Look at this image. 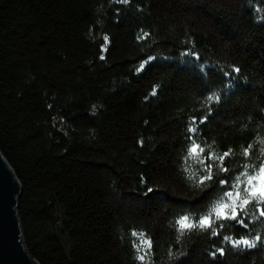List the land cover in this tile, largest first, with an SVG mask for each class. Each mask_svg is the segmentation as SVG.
<instances>
[{"label":"trees","instance_id":"16d2710c","mask_svg":"<svg viewBox=\"0 0 264 264\" xmlns=\"http://www.w3.org/2000/svg\"><path fill=\"white\" fill-rule=\"evenodd\" d=\"M190 127L231 152L206 187ZM261 140L264 0H0V152L39 264H264V205L220 235L178 223L264 165Z\"/></svg>","mask_w":264,"mask_h":264},{"label":"snow or ice","instance_id":"6c2138e0","mask_svg":"<svg viewBox=\"0 0 264 264\" xmlns=\"http://www.w3.org/2000/svg\"><path fill=\"white\" fill-rule=\"evenodd\" d=\"M119 2L128 3L129 0H119ZM105 39H107V37H105ZM234 70L235 72L240 71L239 68H235ZM153 95H155V93H153ZM209 99H213V97H209ZM214 99L219 102L220 97L214 94ZM203 120L206 121L207 116H204ZM188 131L193 134L189 138L188 156L204 165L205 174L203 175V178L198 181V183L206 187V182L213 180L214 176L213 169L215 166L209 163V161H218L219 170L224 173H228L229 169L224 166V161L231 156V152H224L221 155H217L215 152L208 151L202 143L196 142L195 134L198 132V128L190 127ZM260 143L264 144V140H261ZM261 151L264 152V148H261ZM206 152L208 153L207 155H205ZM243 155L250 157L252 155V146L245 148L243 150ZM245 168H251L253 170H245L242 171L240 175L234 176L231 184L228 179L219 180L218 183L220 185L227 186L226 188L221 189L224 195L216 200V202L212 205L210 212L198 219V223L189 216H183L180 218L178 221L180 229L182 231H191L199 227L202 230H212L214 235H220L214 227V221L231 220L244 225L245 221L243 219H239L241 214L246 212L250 205H264V165L258 167L246 165ZM260 214L261 216H264V207L260 209ZM219 226L223 227V225ZM133 235L139 234L134 232ZM228 239L231 240L232 245L237 249L255 248L257 246V242H262V237L259 235L254 239ZM140 245H147V248L150 249L152 247V241L148 239H141L137 247L139 248ZM219 252L223 254L224 249H219ZM213 255L215 256V253H213ZM139 259L144 260L145 256L141 255Z\"/></svg>","mask_w":264,"mask_h":264},{"label":"water","instance_id":"95a60500","mask_svg":"<svg viewBox=\"0 0 264 264\" xmlns=\"http://www.w3.org/2000/svg\"><path fill=\"white\" fill-rule=\"evenodd\" d=\"M21 183L0 152V264H39L29 254L18 217Z\"/></svg>","mask_w":264,"mask_h":264}]
</instances>
